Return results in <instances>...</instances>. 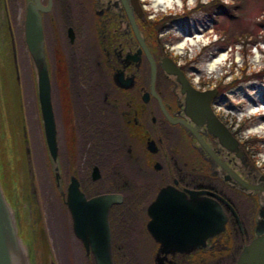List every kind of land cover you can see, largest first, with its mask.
Here are the masks:
<instances>
[{"label":"flooded vegetation","instance_id":"flooded-vegetation-1","mask_svg":"<svg viewBox=\"0 0 264 264\" xmlns=\"http://www.w3.org/2000/svg\"><path fill=\"white\" fill-rule=\"evenodd\" d=\"M5 2L13 33L14 29L21 27L24 40L25 0ZM39 2L43 7L48 6V0ZM115 2L118 3V9L114 7ZM138 2L144 18L134 11L133 17H130L120 0H50L49 11L42 14L43 34L49 38L45 52L51 79V101L55 102L53 112L58 156L59 151L63 153V163L59 160V191L54 180L50 179L54 199L69 220L70 231L74 236L64 204L72 179L84 189L87 199L98 194H122L124 201L111 207L109 212L111 252L114 251L113 214L117 206H123L122 214L127 212L130 219L133 216L135 218L134 222L130 220L128 226L131 227L133 245L129 246L132 247L130 254L134 250V256L140 264H235L242 249L253 238L256 215L263 198L257 190L243 191L233 183L226 182L222 166L227 164L235 176L249 186L256 188L262 185L260 176L264 178V168L257 164L247 141L241 138V133L249 127V123L240 122L237 129L233 128L234 119L221 111V106L227 108L230 104L231 96L227 93H218L211 101L215 116L246 154L248 162L243 167L241 162L233 159V154L222 148L211 136L206 124H196L188 115L187 95L181 93L174 78L163 71V58L176 64L192 88L205 89L195 86L186 67L165 51L162 32L154 27L156 19H151L143 0ZM127 4L131 6L130 2ZM16 5H19V11L15 10ZM132 19L140 41L134 34ZM148 28H152V31L148 32ZM130 46L139 52V60L135 63L126 60L130 53L126 47ZM147 54L155 66V93L150 91ZM16 56L18 61L17 44ZM27 59L32 81L28 53ZM83 75H86L90 86L85 92L76 84L77 76L80 79ZM117 75L121 76L125 87L115 84L113 78ZM217 105L221 110H217ZM35 114L39 127L36 107ZM87 124L89 128L92 127L93 136L84 134ZM242 124L247 127L242 128ZM190 129L207 144L209 152L191 135ZM80 157L87 161L90 158L87 166L81 165ZM45 162L49 170L46 157ZM249 166H253V169ZM49 176L52 177L51 173ZM103 178H108V185L106 188L99 185L98 189L97 183ZM85 183L91 186V192L85 188ZM164 190V197L168 201L160 206L168 204V207L157 211L150 209ZM128 198H131L130 202H126ZM177 198L193 207L195 204L191 201L197 199L203 205L206 204L203 206L206 212L205 209H197V217L194 215V219H188L190 227L176 228L175 224L179 227V222L184 219L182 214L187 216L194 213L169 206V202ZM212 200L226 216L222 231L214 236L209 235ZM154 219L158 225L152 229ZM154 230L158 240L152 233ZM178 230H188L190 235L188 238L179 237ZM76 241L88 261L81 243L78 239ZM46 242L48 245L47 238L44 243H37L38 264H42V256L52 257L54 261L52 248L48 245V249H45Z\"/></svg>","mask_w":264,"mask_h":264},{"label":"water","instance_id":"water-1","mask_svg":"<svg viewBox=\"0 0 264 264\" xmlns=\"http://www.w3.org/2000/svg\"><path fill=\"white\" fill-rule=\"evenodd\" d=\"M120 1L124 8L128 10L130 17H133L134 11L141 18H144L138 0ZM127 2L131 3L132 8ZM114 7H118L117 2L114 3ZM49 8L50 0H48V6L46 7H43L39 0H25L23 32L24 43L31 65V75H33V95L45 157L55 187L59 191L61 188V173L57 148V131L51 103V79L42 28V14L49 11ZM131 25L136 38L140 41L133 19ZM147 30L151 32L152 28ZM125 34L127 35V33ZM126 40L129 42L128 38ZM100 41L105 44L102 39ZM127 49H130V53L126 56V60L130 63L137 62L139 52L134 51L132 46L126 47ZM147 58L150 65V91L155 93L153 87L155 66L149 54H147ZM161 67L166 75L174 78L180 86L181 93L187 95V113L190 118L196 124H206L207 131L218 141L219 145L233 154V159L241 162L242 166L246 167L248 162L246 154L227 128L218 120L211 108V101L218 95V90L216 88L206 90L192 88L182 71L168 58H163ZM113 80L117 86L125 87L120 75L114 76ZM20 82L14 33L6 2L0 0V264H38L36 256L37 243L46 241L45 229L42 223V208L25 123ZM190 133L209 152L207 144L202 141L200 136L191 129ZM211 156L213 157L212 152ZM249 167L253 169V166ZM222 169L226 174V182L233 183L243 191L257 190L263 198L256 215L253 238L242 249L235 264H264V178L260 176L262 185L255 188L235 176L227 164H223ZM164 193L165 190L161 191V196L157 199V202L152 204L150 209L157 211L160 208L168 207V204L160 206L161 203L168 201L164 197ZM121 199L117 195L87 199L79 190L78 182L74 179L71 180L68 186L64 204L71 219L72 231L83 246L87 260L89 254H92L94 264H114L108 212L113 204H120ZM191 202H194V207L181 198L169 202V206L177 209L186 212L194 211L193 215L184 216L182 214L181 216L184 219L179 222V227L175 224L176 228L190 227L191 224H189L188 219H194L195 212L204 209L206 212V207H203L206 204L203 205L197 199ZM197 209L198 211H196ZM169 216L172 218V214ZM225 222L224 212L212 200L209 208V235L214 236L221 232ZM157 225L158 223L154 219L151 223L152 229ZM180 230H178L179 237L188 238L190 235L187 233L188 230L182 232ZM152 233L155 239L158 240L156 231L154 230ZM45 249H48L47 242ZM40 258L42 264H54L52 257L42 256Z\"/></svg>","mask_w":264,"mask_h":264},{"label":"rangeland","instance_id":"rangeland-1","mask_svg":"<svg viewBox=\"0 0 264 264\" xmlns=\"http://www.w3.org/2000/svg\"><path fill=\"white\" fill-rule=\"evenodd\" d=\"M179 1V5L173 3L172 8L168 9L154 8L151 0H143L147 13L150 14L151 19H156V23L165 17L178 16L176 22L161 30L165 51L175 56L177 61L186 67L195 86L204 89L218 88V93H227L231 96L227 108L221 106V110L219 105L216 108L234 119L232 125L234 129H237L240 122L248 121L249 127L241 133V138L247 141V146L254 154L257 164L264 168V0H220L224 5H231L236 1L242 2V8L236 11L237 17L231 20L216 12L192 11L199 3L207 5L214 0ZM19 8V5H16L15 10ZM158 31L160 32L159 29ZM14 33L21 76L20 89L41 207L44 199H48L46 201L48 215L45 214L44 226L51 238V247L54 248L52 249L54 262L55 264H87L79 244L70 231L66 215L60 208L57 213L54 211L53 189L35 114L33 85L22 28L14 29ZM223 33L228 35V39ZM235 36L238 38L233 42ZM185 38L192 39L193 44L186 42L182 49H178V44ZM220 53L226 54L225 60L212 71L208 70L206 65ZM85 78L86 75L80 79L77 76L76 80L82 92L90 89L89 81L87 84ZM252 105L263 108L248 114ZM83 131L87 137L95 134L88 124ZM100 184L101 182L97 183L98 189ZM130 201L131 198H128L126 202ZM44 208L43 206V213ZM114 212V264H140L138 258L134 256V250L130 254L132 247L129 245H133L130 237L131 227L128 226L131 219L127 212L124 213L125 216L122 214L123 206H117Z\"/></svg>","mask_w":264,"mask_h":264},{"label":"bare ground","instance_id":"bare-ground-1","mask_svg":"<svg viewBox=\"0 0 264 264\" xmlns=\"http://www.w3.org/2000/svg\"><path fill=\"white\" fill-rule=\"evenodd\" d=\"M151 2H152V6L154 7V8H168V9H171L172 8V4L173 3H176L177 5H179L180 4V1L179 0H151ZM44 35V43H45V46H46V44H47V42H48V40H49V38L47 37V35H45V34H43ZM197 38H199V36L197 37ZM62 41V40H61ZM186 42H190V43H192L193 44V40L192 39H190V38H185L184 39V41L183 42H181V43H179L178 44V46H177V48L178 49H182L184 46H185V44H186ZM64 43V41H62V44ZM63 48H64V51H65V53L67 52V50H66V47H65V44H64V46H63ZM225 58H226V54L225 53H220V54H218L214 59H212L207 65H206V68L208 69V70H213L214 68H216L218 65H220L224 60H225ZM51 103H52V107H53V109H54V107H55V102L54 101H51ZM260 108L262 109L263 107H260V106H258V105H252L251 107H250V109L248 110V114H251V113H254V112H257L258 110H260ZM55 120V119H54ZM59 160H61V162L63 161V153H60V151H59ZM80 159H81V165H83V166H87V163H88V161L86 160V159H82L81 157H80ZM63 163V162H62ZM62 165V164H61ZM106 165H108V163L106 162ZM83 169H84V167H83ZM48 171V173H51V170H50V168H49V170H47ZM86 172V171H85ZM52 173H53V171H52ZM52 175V174H51ZM50 179L53 181V177H51L50 176ZM83 180H85L86 181V178H84L83 177ZM101 182V184H100V186L101 187H103V188H106L107 187V185H108V178H103V180L102 181H100ZM79 185V184H78ZM91 186L89 185V184H87V183H85V188L86 189H88L89 190V188H90ZM79 190L84 194V189L82 190L80 187H79ZM86 192V191H85ZM89 192H91V190H89ZM87 194V193H86ZM105 195H117V196H120L121 198L123 197V195L121 194H98V195H96V196H94V197H102V196H105ZM48 199H44V201L42 202V208H43V206L45 207L43 210H44V213H42V223L44 224V220H45V214H47L48 215V209H47V203H46V201H47ZM122 201H124L123 200V198L121 199V201L119 202L120 204L122 203ZM52 202H53V205H55V209H54V211L57 213L58 212V208H60L59 207V205H58V202H57V200H55L53 197H52ZM115 205H118V204H113L111 207H113V206H115ZM111 207H110V209H111ZM110 209H109V212H110ZM54 211H53V214H54ZM109 212H108V225H109V230H110V222H109ZM56 215V214H55ZM129 216V215H128ZM134 219V220H133ZM131 220L134 222L135 221V218H134V216L131 218ZM111 226H112V224H111ZM45 237L47 238V240H48V242H49V246H50V248H52L51 247V244H50V237H49V235H48V233H47V230H46V232H45ZM47 245V246H48ZM83 247V246H82ZM53 250H54V248H52ZM84 249V248H83ZM85 251V250H84ZM112 260H113V263H114V259H113V257H112ZM87 263L88 264H94V260H93V257H92V254H89V259H88V261H87Z\"/></svg>","mask_w":264,"mask_h":264},{"label":"trees","instance_id":"trees-1","mask_svg":"<svg viewBox=\"0 0 264 264\" xmlns=\"http://www.w3.org/2000/svg\"><path fill=\"white\" fill-rule=\"evenodd\" d=\"M242 8V2L236 1L234 4L231 5H224L220 0H214L213 2L207 4V5H201L200 3L192 9L194 10H205V11H210V13L216 12V14H221L223 17L227 18L228 20H231V18H236V14L238 10ZM186 11V10H185ZM189 12V11H186ZM178 16H169L165 17L163 20L157 22V24L154 26L159 30H163L165 26H170L174 22H176ZM225 37L228 39V35L223 33ZM232 37V36H231ZM238 37H233V42H236ZM218 89V88H217ZM247 127L246 124H242V128Z\"/></svg>","mask_w":264,"mask_h":264}]
</instances>
